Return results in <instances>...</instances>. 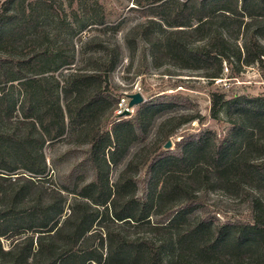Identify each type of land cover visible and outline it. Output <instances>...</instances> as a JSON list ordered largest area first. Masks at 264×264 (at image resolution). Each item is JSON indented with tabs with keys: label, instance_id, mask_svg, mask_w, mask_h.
<instances>
[{
	"label": "trees",
	"instance_id": "trees-1",
	"mask_svg": "<svg viewBox=\"0 0 264 264\" xmlns=\"http://www.w3.org/2000/svg\"><path fill=\"white\" fill-rule=\"evenodd\" d=\"M50 1L28 0L23 4V0H1L0 3V85L3 87L0 89V261L8 259L7 264L105 262L107 254L103 259V253L93 244L96 239H91V244L83 242L91 237L87 233L98 215L97 207L91 205H107L110 201V194L101 196L102 179L109 165L116 164L130 147L125 141L126 130L131 128L130 133H134L166 110L167 115H176L177 123L156 136L136 162L149 177L164 167L158 198L166 197L175 172L188 165L186 170L190 169V175L202 176L201 182L207 186L212 178L218 179V172L224 181L234 183L246 198L249 213L246 219L222 222H213L201 214L183 228L174 229L184 212L181 210L200 204L199 194L188 190L193 182L185 180L178 187L183 193V205L167 221L156 225L158 231L139 239L134 247L128 242L115 249L127 258H137L140 264H264V96L209 91L210 115L218 118L224 111L229 130L221 136L210 130L183 132L173 149L163 150V145L182 125L200 121V114L185 106L187 98L158 94L153 100L141 103L129 120H118L115 111L121 94L115 92L117 87L112 86L111 76L122 60L121 48L119 44L109 48V43L101 37L104 27L96 29L104 25L105 15L100 7H92L95 0H68L70 4L84 2L92 8L87 26H94L92 30L98 32L81 41L79 58L75 57L74 46L65 56L61 55L64 50L55 46L52 55L61 62L53 68L37 70L34 67L43 63L40 53L16 55L2 46L8 41L9 33L26 28L27 22L34 19L33 5L37 8ZM159 1L133 0L138 7L149 3L145 11L170 4L172 22L146 16L123 36L131 58L138 51L143 68L149 57L154 58L155 51L163 49L171 58L178 56L186 60L182 67L200 71L197 75L210 82L225 77L223 61L238 64L235 72L230 67L227 78L236 77L243 67L253 63L264 75V0H255L249 20L239 21L236 26L232 18L237 17L239 4L242 10L246 9L247 0ZM156 28L160 32L153 40L151 35L158 31ZM186 32L196 35L178 43L177 34ZM59 69L61 72L55 75ZM142 73L139 68L137 75ZM12 117L16 128H4V119ZM168 117L174 118L163 117L159 124ZM48 141L67 145L63 157L74 158L76 164L65 173L64 183L56 182L48 187L49 200L43 201L40 194L30 200L28 192L42 188L52 176L42 150ZM198 153L200 164H187ZM9 160L19 162L25 171L11 176L16 174L18 166ZM79 167L83 172L92 170L94 178L86 181L84 176L77 177ZM6 181L13 187L4 188ZM67 196L85 199L80 203L78 215H74L75 208ZM66 205L71 211L60 222ZM113 217L118 221L134 219L124 211H114ZM142 220L149 218L144 216ZM20 234L24 235L12 239L8 248L3 246L2 239L7 235ZM106 239L111 252V232ZM60 241H64L63 246H58ZM99 246L103 247L102 237Z\"/></svg>",
	"mask_w": 264,
	"mask_h": 264
},
{
	"label": "rangeland",
	"instance_id": "rangeland-1",
	"mask_svg": "<svg viewBox=\"0 0 264 264\" xmlns=\"http://www.w3.org/2000/svg\"><path fill=\"white\" fill-rule=\"evenodd\" d=\"M27 1L23 0L24 3H22L26 4ZM95 1L96 3H92V7L96 9L100 7L105 15L104 25L98 26L96 29L104 27L105 32L101 34V37L109 43L107 45L109 48L118 44L121 48L122 60L115 67L111 76L112 81L110 80L112 86L117 87L115 88V92L121 94L119 97L121 98L126 93L140 92L145 101H150L158 94L180 95L190 101V105H188V101V103H184L185 106L200 114V121L194 120L182 125L177 131V134L168 139L172 142L171 147L166 149L162 147L163 150L173 149L176 141L180 138L178 135L183 132L210 130L217 136H221L229 130L230 124L224 111L220 112L218 118H213L210 115L209 91L221 90L228 95L245 94L264 96V75L256 63L243 67L236 77L227 78L226 76L230 72V67L235 72L238 64L235 62L228 64L223 61L221 65L225 77L210 82L197 75L200 71L182 67V65L186 64V60L178 56L171 58L165 50L160 49L159 51H155L153 59L149 57L146 67L143 68L141 61L138 60V51L134 58H131V52L127 49L123 36L131 26L142 21L146 16L153 19L163 18V20L172 22V16L169 14L170 4H166L159 9L145 11L144 8H147L150 5L149 3H146L143 7H138L134 4L133 0ZM163 1L166 0H161L159 3ZM254 2L255 0H247L245 10H242L240 4L238 5L237 17L232 18V23L235 26L239 21L246 22L249 20L248 14L254 12L252 7ZM33 7L34 19L27 22L26 28H20L17 31L9 33L8 41L2 46H5L10 51L12 50L16 55L31 56L40 53L43 58V63L41 62L40 66H38L40 68L37 66L34 67L37 70L53 68L61 62L57 60L58 57L56 58L52 55L53 52L51 50L55 46H59L64 50L61 53L62 56H65L66 53L69 54L71 52V46H74L75 57L79 58L78 49L84 37L92 33L98 34L97 31L92 30L94 26H87L91 17L90 10L92 8H88V5H84V2L78 3L74 1L73 4H70L68 0H51L50 3L40 4L37 8L36 5H33ZM82 25H86V27L81 28ZM115 27L117 28L116 32L114 30ZM157 30L151 35L153 40L156 36H159L157 34L160 30ZM195 35V33L186 32L177 34L176 39L178 43H185L189 41L191 36ZM139 68L143 73L137 75ZM60 72L61 69L54 74L59 75ZM2 88L0 85V89ZM16 92L18 91L16 90ZM127 102L128 99L126 104ZM139 105L130 108L131 113L129 115H119L115 111V114H117L116 117H118V120H129L136 114ZM165 112L166 110L161 117H155L150 124L136 128L134 133H130L131 128L126 130L125 141L130 144V147L123 156L119 157L116 164L109 165L107 173L104 174L102 179L104 189L101 196L110 194V201L107 205H95L92 203V207H97L98 215L91 230L87 233L92 234L91 237L85 238L83 241L86 244H91V239H96L93 244L103 253V259H105L107 254L105 262L101 264H140L137 258H127L120 250L115 248L123 246L128 242H131L134 247L139 242V239L153 235L158 231L156 225L160 222L167 221L171 213L183 205L181 203L183 193L178 191V187L180 185L182 186L185 180L193 182L188 190L195 191L199 194L200 204L194 203L188 205L184 210H181L184 212L181 215L182 217L177 220L174 229L183 228L201 214L213 222H222L224 220H243L246 219L249 213V204L234 183L224 181V176L218 172V179L214 180L212 178V181L207 186L206 183L201 182L202 176L190 175V169L186 170L188 165L183 166L175 172L172 182L168 185L169 191L166 193V197L164 199L158 198V192L162 187L163 179L161 172L164 167H159L155 175L149 177L144 173V169L136 166V162H138L139 156L150 148L156 136L163 134L177 123L178 118H176V115H167L168 113ZM166 116H174V118L168 117L163 123L159 124L162 118ZM2 124L4 128L10 130H14L17 126L14 117L5 118ZM108 127L110 128V125ZM66 147L67 145L58 141H48L44 144L42 150L49 173L52 176L43 183L42 188H33L28 192L30 200L37 199L40 194L42 200L47 201L50 197L48 187L56 182L64 183L65 173L76 164L74 158L63 157V152ZM134 155L136 156L134 157ZM200 158L201 154L198 153L187 164L193 163L198 165L201 162ZM9 161L12 165L18 166L14 171L16 174H11V176L20 175V172L23 173L25 171L19 167V162L15 163L14 160ZM171 165L176 166L175 163H171ZM204 169L203 167L201 170L203 171ZM76 170L77 177L79 178L84 176L86 181L94 178L92 170L83 172L80 167ZM8 185L13 187L9 181L3 183L4 188H7ZM172 188H174L173 191H171ZM95 194L97 195V193ZM67 198L68 202L71 201V207L75 208L74 215H78L80 213V203L85 199L70 196H67ZM1 201L3 200L1 199ZM70 211L66 205L60 222H62L63 218ZM114 211H124L133 216L134 219L118 221L113 217ZM144 216H148L149 220H142ZM108 232H111V235H113L111 252H109V245L106 239ZM22 235L24 234L14 237L7 235L6 238L2 239L3 246L8 248L12 239ZM100 237L103 238V247L99 246ZM63 245L64 241H60L58 244V246ZM7 260H1L0 264H7ZM71 264L77 263L73 260ZM89 264L96 263L92 262Z\"/></svg>",
	"mask_w": 264,
	"mask_h": 264
},
{
	"label": "water",
	"instance_id": "water-1",
	"mask_svg": "<svg viewBox=\"0 0 264 264\" xmlns=\"http://www.w3.org/2000/svg\"><path fill=\"white\" fill-rule=\"evenodd\" d=\"M126 96L128 98L127 108L123 112L119 113V115H129L131 113L130 108L135 105H139L145 101L143 95L140 92L126 93ZM171 145L172 142L170 140H167L163 147L166 149L170 148Z\"/></svg>",
	"mask_w": 264,
	"mask_h": 264
},
{
	"label": "built area",
	"instance_id": "built-area-1",
	"mask_svg": "<svg viewBox=\"0 0 264 264\" xmlns=\"http://www.w3.org/2000/svg\"><path fill=\"white\" fill-rule=\"evenodd\" d=\"M127 99L128 98H127L126 94L123 95L119 99L118 108L116 109V112H118V114L121 113V112H123L127 108V104H126Z\"/></svg>",
	"mask_w": 264,
	"mask_h": 264
}]
</instances>
